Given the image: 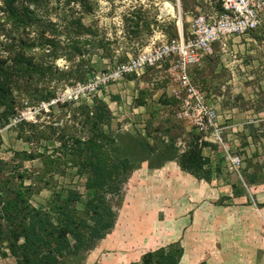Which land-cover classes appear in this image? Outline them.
I'll use <instances>...</instances> for the list:
<instances>
[{"label":"rangeland","instance_id":"1","mask_svg":"<svg viewBox=\"0 0 264 264\" xmlns=\"http://www.w3.org/2000/svg\"><path fill=\"white\" fill-rule=\"evenodd\" d=\"M219 3L220 0H186V8L183 9L180 0H88L87 5L69 0H49L48 18L62 32L58 36L62 44L59 52L64 53L53 63L59 70H72V73L55 75L48 85L55 93L49 103L36 105L24 99L8 124L1 125L4 118L0 117V135L3 140L0 157L8 161L15 156V152L29 153L41 149V144H44L42 139H24L32 130L30 125L33 123L44 130L50 125L69 124V109L63 103H90L94 96L102 97L108 103L113 116L111 128L116 131L134 132L141 129L149 112L160 109L151 125L152 132L159 133L161 127L164 129L166 126L163 120L174 114L175 109L168 91L170 79L165 66L150 68L140 76H127L114 81L91 95L78 89L86 82L76 80V71L87 73L90 79L128 55H136L152 45L178 38L181 31L187 32L191 12H206L212 7L218 8ZM78 21L89 29L80 35L82 41L87 40L86 43H79L83 51L81 56L74 52L66 53L69 50L66 36L72 33ZM2 39L3 35L0 36ZM190 72L205 93L207 102L213 107L219 105L232 115L221 121L226 128L225 140H230L228 133L231 132V126L240 129L236 134L240 145H233V154L243 156L240 174L226 170L222 150L214 154L208 150L213 157L211 179L205 181L196 178L205 183L194 184L195 177L180 170L177 161L168 160L157 165L161 160L157 155L152 162L143 161L133 170L123 185L121 202L127 199L140 201L144 195L148 200L149 189L154 188L153 176L167 174H163L164 170L179 169V178L172 184L170 179L167 182L170 185L168 191L179 192L169 205L179 216L177 222L182 216L183 220L187 218L186 224L183 221L181 244L186 247L188 254L183 264L201 258L209 261L218 258L227 264H264V150H260L258 142L261 133L264 136V119L260 120L257 113L264 108V25L246 40L230 41L225 48L215 46L213 53L191 67ZM47 84V80H44L38 86L45 88ZM115 96L119 99L116 100ZM139 102L143 104L139 105ZM49 104H53L54 108H49ZM244 108L251 109L252 113L243 115ZM2 110L0 106V113ZM254 113L257 116H253ZM23 121L25 123L20 127L18 123ZM173 122L179 128L173 132L179 135L176 147L181 152L191 128L185 122ZM248 136H251L250 144L247 142ZM58 145L56 139L47 142L49 151ZM212 149H216V146H212ZM203 153L208 155L206 149ZM14 159L15 162L20 161L19 157ZM22 162L29 171L40 167L39 159H23ZM250 173L257 175L256 183H247L246 176ZM54 181L56 189L71 186L83 191L84 180L73 167L68 166L62 174H56ZM179 183L183 184L180 188L177 187ZM161 186L155 184L157 188ZM195 187L202 195H196ZM50 194L49 187H44L40 193L32 196L31 201L35 206L44 205ZM212 205L216 208L214 213H211ZM79 206H82V202ZM115 227L104 239L111 235L116 237ZM85 257L80 264H89ZM13 263L12 257L0 256V264Z\"/></svg>","mask_w":264,"mask_h":264},{"label":"trees","instance_id":"2","mask_svg":"<svg viewBox=\"0 0 264 264\" xmlns=\"http://www.w3.org/2000/svg\"><path fill=\"white\" fill-rule=\"evenodd\" d=\"M69 1L88 3V0ZM180 1L185 9L186 0ZM216 9L220 10V3ZM49 10V0H0V36L3 35L0 40V106L3 107L0 117L4 118L1 125L9 123L24 99L36 105L49 103L55 93L48 85L55 75L72 73V70H59L53 63L64 53L59 52L62 44L58 36L62 32L48 18ZM85 31L89 29L78 21L72 33L67 34V54L83 55L79 43L87 42L80 39ZM164 66L167 67L168 62ZM76 74L79 82L89 80L85 72L77 70ZM190 75L195 82L194 74ZM127 76L136 77L127 74L123 79ZM44 80L47 87L38 86ZM170 99L174 114L165 117L166 126L161 127L159 133L152 132L151 125L160 109L149 112L144 127L134 132L112 129V111L99 96H94L90 103H63L69 109L70 125L66 122L40 130L32 123V130L24 139H42L41 149L15 152L8 161L0 157V256L12 257L13 264H80L114 228L122 188L130 174L143 161L150 163L157 155L161 157L157 165L175 160L182 171L209 181L213 158L203 151L216 145L200 142L199 133L191 129L187 132L185 148L179 152L176 147L179 135L173 132L179 129L173 122L180 121L178 106L174 98ZM48 107L52 109L54 105ZM24 123L18 125L22 127ZM53 139L58 140L59 145L49 151L47 142ZM213 151L220 149L216 146ZM16 157L20 161L15 162ZM23 159H39L40 167L29 171ZM68 166L75 168L84 180V192L71 186L56 189L54 176L62 174ZM246 177L249 184L257 181L254 173ZM44 187L51 190L46 203L33 205L32 196ZM182 255L181 243L171 242L144 253L140 262L129 264H179Z\"/></svg>","mask_w":264,"mask_h":264},{"label":"built area","instance_id":"3","mask_svg":"<svg viewBox=\"0 0 264 264\" xmlns=\"http://www.w3.org/2000/svg\"><path fill=\"white\" fill-rule=\"evenodd\" d=\"M188 22L186 34L181 31L178 38L128 55L125 61H116L114 66L95 74L78 89L87 95L95 94L127 74L140 76L147 69L161 68L168 62L165 68L170 79L168 91L177 101L178 118L199 133L200 142L214 144L222 150L226 170L238 175L243 156L233 154V142L225 140V128L219 123L217 110L207 102L189 70L212 54L215 44L225 48L229 39L245 36L263 26L264 0H220V10L212 7L206 12L191 14Z\"/></svg>","mask_w":264,"mask_h":264},{"label":"crops","instance_id":"4","mask_svg":"<svg viewBox=\"0 0 264 264\" xmlns=\"http://www.w3.org/2000/svg\"><path fill=\"white\" fill-rule=\"evenodd\" d=\"M252 32L245 36L233 37L229 39L228 42L235 40L239 41L241 39L246 40L252 35ZM189 73H191L190 70ZM214 107L219 114V123L223 126V123H221L222 119L232 117V115L229 114L230 112L228 110L221 108L219 105ZM249 113H252L251 109H243V115H247ZM257 113L260 120L264 119V108L260 109ZM257 113H254L253 116H257ZM234 117L235 115H233V118ZM223 127L225 128V126ZM229 131L231 132H229L228 135L232 140L233 145L239 146L240 141L236 134L237 131H240V129L236 130L235 125H233ZM238 134H240V132ZM247 142L249 144L251 143V136L247 137ZM258 142L260 143V150H264V136L262 133ZM205 149L207 153L208 150L210 153L213 152V149L208 147ZM210 153H208V155H210ZM180 170L169 169L167 171H163V174H167L162 175L160 173L157 176L154 175V188L149 189L148 200L144 195L143 198H140V201L135 199H127L123 201V203L121 202L123 205H120L118 208L119 212L115 224L116 227L114 226L116 228L115 230L117 231L115 235L116 237L111 235L107 239H102L95 249L89 251L85 255V259L87 262H89V264H129L132 262H140L141 256L148 251L155 250L156 248L165 246L171 242H183V221L186 224L187 218H184L183 220L182 216L180 222H177L179 216L175 213V210H172L169 207V205L173 203L177 197L176 194L179 192H174L173 190L168 191L170 185L167 182L168 179H170L172 181L171 184L174 183L173 181L177 179V177L179 178L181 172ZM185 180H183V182ZM193 180L195 181L194 184L197 182L205 183L204 181H199L196 178H193ZM155 184H162V186L161 188H157L155 187ZM182 185L183 184L179 183V186L177 187L180 188ZM155 189L162 190L156 191ZM195 190L196 195H202L201 192H198L196 187ZM211 193L212 195H215L214 192ZM215 211L216 208L213 206L211 208V213H214ZM182 212L183 208L181 207L180 213ZM114 238L115 242H113ZM181 245L183 247V255L179 261V264H183V262L186 261V254H188L186 247H184L183 244ZM200 262H204L205 264H227V262L222 260L220 261L218 258L215 260L212 259L211 261L201 258L190 264H197Z\"/></svg>","mask_w":264,"mask_h":264},{"label":"water","instance_id":"5","mask_svg":"<svg viewBox=\"0 0 264 264\" xmlns=\"http://www.w3.org/2000/svg\"><path fill=\"white\" fill-rule=\"evenodd\" d=\"M178 23H179V25H180V23H181V22H180V21H178Z\"/></svg>","mask_w":264,"mask_h":264}]
</instances>
